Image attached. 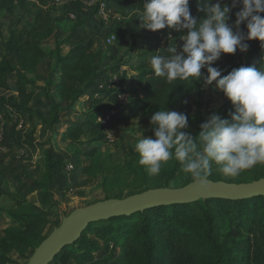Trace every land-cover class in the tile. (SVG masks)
Returning a JSON list of instances; mask_svg holds the SVG:
<instances>
[{"label": "trees", "instance_id": "trees-1", "mask_svg": "<svg viewBox=\"0 0 264 264\" xmlns=\"http://www.w3.org/2000/svg\"><path fill=\"white\" fill-rule=\"evenodd\" d=\"M101 1L123 19L139 21V12L136 10L142 9L145 0ZM52 2L53 0H0V17L11 14L15 9L29 10L31 13V24L28 28L18 32L10 31L8 40L3 45L4 54L0 57V114L10 126V135L13 125L18 123L22 115L30 117L33 114L29 104L37 90L48 101L51 115L48 123L42 119L46 129V124H49L48 127L58 124L61 114L77 104L91 110L79 115V123L65 128V139L71 145H78L82 137L96 132L99 133L97 141L104 140L103 131L107 125L100 123L99 119L108 116L109 122L121 125L147 118L158 110L172 109L182 95L191 94L202 86V79L192 84H168L152 74L150 57L158 50L165 49L170 38H175L177 42L183 34L166 28L161 35L142 38L140 46L137 43L132 45L128 59L119 65L127 69L120 70L117 67L116 70L120 72L116 85L105 94L127 95L128 103L127 112L112 119L109 114L116 107L100 105V99L91 91L99 87L98 80L102 74L100 68L104 58L98 50H94L92 41H80L67 53H63L65 42L54 38ZM69 7L73 8L78 24H81L82 10L79 0H75ZM189 8L194 17H203L202 12H197L195 0H190ZM92 12L96 14L95 10ZM232 21L234 25L235 18ZM19 22L20 20L16 25ZM237 30L246 34L245 24L242 23L239 29H233L234 32ZM110 32L115 36L114 44L117 43L121 34L119 27L111 28ZM168 35L171 37L167 38ZM49 39H53L54 43L52 49L46 52L42 45ZM247 43V51L237 50L232 55H221L212 65L221 71V76H226L241 66L259 68L264 63V49L260 47V43L255 40ZM135 49L137 50L134 51ZM10 57L15 59L14 64ZM44 61H47L48 66L46 78L40 75L30 78L37 73L38 66ZM201 73L207 75L206 69L202 68ZM11 76L15 77L13 84L9 81ZM37 81H43L44 89L35 86ZM9 90L15 91L14 98L3 99L1 93ZM61 106L65 108L61 110ZM233 111V106L227 100L223 104L222 115L227 119ZM44 155V173L40 179L27 177L19 180L21 183L19 182L15 192L3 188L6 176L0 173V201L7 198L21 208L20 212L0 209V217L3 215L5 220L18 226L16 229L0 232V264L10 262L8 255L11 252L34 250L46 238L42 235L43 228L50 222L48 215L53 214L58 205L55 199L50 201V190L57 175L58 162L50 151H45ZM94 155L95 151H92L84 157ZM78 166H81L79 162L76 164ZM14 178L20 179L17 175ZM262 178L264 165H257L235 177V181L228 182L220 177L209 180L240 184ZM35 191L40 192L46 210L24 206L26 198ZM213 208L236 217V225L230 226L236 232V237L231 235L227 241L219 238ZM92 227H95L92 229L95 230L94 236L102 241L119 236L114 251L119 250L116 261L120 264H264V197L237 201L200 200L190 204L155 207L130 216L92 223L74 245L67 247L53 261L68 264L84 247L94 249L97 243L85 237V233Z\"/></svg>", "mask_w": 264, "mask_h": 264}, {"label": "rangeland", "instance_id": "rangeland-1", "mask_svg": "<svg viewBox=\"0 0 264 264\" xmlns=\"http://www.w3.org/2000/svg\"><path fill=\"white\" fill-rule=\"evenodd\" d=\"M53 10L54 38L65 42L63 53L65 54L69 48L80 41H92L94 50H98L104 58L100 68L102 74L98 80L99 87L92 91L100 98V105L116 107V110L109 114L112 119L126 113L127 95L114 96L105 93L113 90L120 70L127 69V67L121 68L119 65L128 59L132 45L137 43L140 46L142 38L161 35L164 29L153 33L141 27L140 20L133 21L120 17L121 20L118 21L115 15L103 19L93 12L89 15H81L80 22L82 21V23L78 24L76 16L74 19H69V14L74 13L72 7L60 6L54 7ZM238 10H240V6L232 9L229 13V25H233L232 20H234ZM18 20H20L19 25H16ZM30 24L31 13L29 10L19 11L15 9L11 14L1 15L0 57L4 54L3 45L8 40L10 31L18 32L28 28ZM115 26L120 29V39L114 45L107 46L106 38L111 35V28ZM53 43V39H49L43 43L42 47L46 52H49ZM10 59L14 64L15 59L13 57ZM117 67H120V70H116ZM47 72V61H45L39 66L38 74L45 76ZM129 74H131L130 71ZM205 76L202 74V81ZM9 81L13 84L15 77L11 76ZM35 86L42 89L44 83L37 81ZM1 96L3 99L14 98L15 91L9 90L6 93H1ZM226 101L223 93L216 90L215 82L207 86L203 83L197 91L182 95L177 104L170 110L183 112L188 116L186 132L195 136L199 131L200 124L211 115H219L221 118H225L222 115V107ZM29 108L33 114L30 117L28 115L20 117L22 123H16L12 127L9 149L0 151V173L6 176L3 188L15 192L19 187V180H25L27 177L40 179L44 173L45 151H50L55 157L58 162V171L50 190L52 194L50 201L55 199L58 205L53 210L54 213L48 215L50 222L42 231V235L45 237L60 225L64 216L74 210L109 199H124L151 189L182 188L192 182L190 177H186L180 171V165L174 159L164 164L156 176L148 175L144 166L139 165V156L135 151V144L141 139V134L142 138L153 136L154 130L150 125L151 116L121 125L109 122L107 116L98 120L107 125L103 131L105 138L102 142L97 141L99 133L96 132L82 137L78 145H71L65 139V128L74 123H79V115L90 112L89 108L77 104L74 108L61 114L58 124L50 127H48L49 124H46L47 129L44 128L42 119L48 123L51 114L48 101L38 90L29 104ZM61 108L63 110L65 107L61 106ZM92 151H95L94 156L84 157L85 154H90ZM78 162L81 166L76 167ZM15 175L20 179L14 178ZM216 177L224 178L223 180L228 182L235 181L234 178H225L215 171L209 178ZM24 206H34L41 211L46 210L39 191L28 196ZM0 209L21 211L17 204L11 203L7 198L0 201ZM213 209L219 238L222 241H227L231 235L236 237V232L230 228V226L236 225V217L228 216L223 210ZM16 228H18L17 225L5 220L4 216L1 215L0 232L5 229ZM92 229L95 227L88 230L85 237L95 241L97 246L94 249L84 247L78 252L77 257L73 256L68 264H120L116 261L119 250L114 251L119 236L102 241L94 236L95 230ZM32 253L33 249L11 252L8 255L10 262L7 264H27ZM50 264L58 263L53 261Z\"/></svg>", "mask_w": 264, "mask_h": 264}, {"label": "clouds", "instance_id": "clouds-1", "mask_svg": "<svg viewBox=\"0 0 264 264\" xmlns=\"http://www.w3.org/2000/svg\"><path fill=\"white\" fill-rule=\"evenodd\" d=\"M190 0H146L139 12L141 27L157 32L165 28L183 33L178 48L175 38L167 47L158 50L149 59L151 72L165 83L200 81L201 69L207 75L204 85L215 82L216 90L233 106L234 111L225 119L211 115L199 126L193 136L186 132L188 116L164 108L150 118L153 136L135 144L138 163L150 176H156L170 160L180 165V171L190 177L192 187L200 193L210 188L213 171L225 178H235L257 165H264V63L259 68L241 66L226 76L212 65L221 55L245 52L248 41H257L264 49V0H195L194 17ZM235 13L234 25H229V13ZM245 24L246 34L239 30Z\"/></svg>", "mask_w": 264, "mask_h": 264}, {"label": "water", "instance_id": "water-1", "mask_svg": "<svg viewBox=\"0 0 264 264\" xmlns=\"http://www.w3.org/2000/svg\"><path fill=\"white\" fill-rule=\"evenodd\" d=\"M207 193L193 189L192 182L182 188H158L128 196L109 199L64 216L58 227L33 250L27 264H50L64 249L73 245L86 228L113 217L130 216L155 207L195 203L200 200L222 199L237 201L252 197H264V178L250 183H226L209 180Z\"/></svg>", "mask_w": 264, "mask_h": 264}, {"label": "built area", "instance_id": "built-area-1", "mask_svg": "<svg viewBox=\"0 0 264 264\" xmlns=\"http://www.w3.org/2000/svg\"><path fill=\"white\" fill-rule=\"evenodd\" d=\"M75 0H53L51 3L54 7H60V6H71ZM81 4V10H89V11H96V15L100 16L103 19H107L110 15H115L116 19L118 21L121 20L119 15L114 14L111 10H109L104 2L101 0H79ZM231 0H221L222 4H229ZM75 18V12L69 14V19ZM142 22L140 21V24ZM171 36L168 35L167 38H170ZM106 45L112 46L115 42V36L109 35L108 38H106ZM164 40L162 41V43ZM182 42L180 40L177 41L178 48L181 46ZM16 122V119L14 120ZM17 123V122H16ZM19 124H21V120L18 121ZM9 124L6 123L2 115L0 114V151H5L9 149L11 145L10 140V134H9Z\"/></svg>", "mask_w": 264, "mask_h": 264}, {"label": "crops", "instance_id": "crops-1", "mask_svg": "<svg viewBox=\"0 0 264 264\" xmlns=\"http://www.w3.org/2000/svg\"><path fill=\"white\" fill-rule=\"evenodd\" d=\"M144 2H146V0H145ZM228 5H230V4H228ZM90 13H91V11H89V10H82V15H89ZM165 29H166V28H165ZM165 29H164V30H165ZM69 49H70V48H69ZM69 49H68V51H69ZM66 53H67V52H66ZM44 62H45V61H44ZM42 63H43V62H42ZM42 63H41V64H42ZM41 64H40V65H41ZM40 65H39V66H40ZM39 66H38V68H39ZM38 68H37V73L31 75L33 78L36 77V75H40V74H38ZM47 71H48V66H47ZM47 73H48V72H47ZM31 76H30V78H32ZM40 76L46 78L47 74H46L45 76H44V75H40ZM94 89H95V88H93L92 90H94ZM92 90H91V91H92ZM93 93H94V92H93ZM35 96H36V94L34 95V97H35ZM94 96L97 97L96 93L94 94ZM34 97H33V98H34ZM88 97H89V96H88ZM99 99H100V98H99Z\"/></svg>", "mask_w": 264, "mask_h": 264}]
</instances>
